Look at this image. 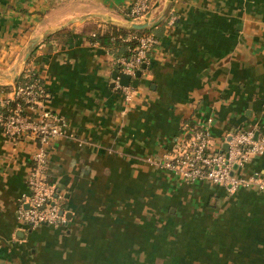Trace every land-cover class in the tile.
I'll list each match as a JSON object with an SVG mask.
<instances>
[{"label":"crops","instance_id":"0c3cea01","mask_svg":"<svg viewBox=\"0 0 264 264\" xmlns=\"http://www.w3.org/2000/svg\"><path fill=\"white\" fill-rule=\"evenodd\" d=\"M130 2L0 0V100L30 69L63 119L46 171L66 217L20 220L37 142L0 127V264H264V190L159 164L208 116L213 147L231 128L264 134V0H153L133 22L157 24V42L126 99L114 52L91 35L129 27ZM240 173L264 174V153Z\"/></svg>","mask_w":264,"mask_h":264},{"label":"built area","instance_id":"2783aa9c","mask_svg":"<svg viewBox=\"0 0 264 264\" xmlns=\"http://www.w3.org/2000/svg\"><path fill=\"white\" fill-rule=\"evenodd\" d=\"M152 2L131 0L129 19L144 20ZM169 20L173 22L174 17L171 16ZM131 38L137 40L132 53L115 57L114 63L120 73L133 76L136 69L146 62L157 38L152 33H128L125 37ZM30 72L26 69L24 82L14 84L10 95L0 100V127L11 138L31 136L37 142L25 178L27 192L18 200V217L29 227L56 225L64 222L66 217L61 207L62 193L57 192L54 184L47 179V149L51 141L63 133L64 122L59 114L42 105L45 89L38 76ZM118 86L124 91L125 98L130 99V83H118ZM13 100L15 103L11 105ZM211 121L212 117L208 116L204 122L189 128L186 136L166 153L159 164L184 180L222 185L228 192L249 184H256L264 190V174L240 173L245 162L264 153V134H259L254 127L231 128L223 139L226 148L222 145L213 147Z\"/></svg>","mask_w":264,"mask_h":264},{"label":"trees","instance_id":"16d2710c","mask_svg":"<svg viewBox=\"0 0 264 264\" xmlns=\"http://www.w3.org/2000/svg\"><path fill=\"white\" fill-rule=\"evenodd\" d=\"M128 11H126L127 18H129ZM156 26L157 24H153L138 29L109 22L108 27L104 31L93 33L91 39H96L101 45L109 47L114 52L115 57L120 55L129 56L132 53L131 49L137 44V40L135 38L125 39L126 35L128 33L136 35L152 33L155 35L154 29ZM24 71L16 77L15 84L24 82L26 79L24 77ZM29 71H31L30 73L32 75H37L33 70L29 69ZM14 103L15 100L11 101V105Z\"/></svg>","mask_w":264,"mask_h":264},{"label":"water","instance_id":"95a60500","mask_svg":"<svg viewBox=\"0 0 264 264\" xmlns=\"http://www.w3.org/2000/svg\"><path fill=\"white\" fill-rule=\"evenodd\" d=\"M96 15H99V16H104V17H108L104 14H100V13H96ZM128 25L129 27H132V28H143V27H146L148 25H150V22L149 21H143V22H128ZM39 36H34L32 39H31V43L29 44L28 48H27V51H26V54L24 56V61L26 60V58L28 57V55L30 54V52L32 51V48H33V45L34 43L37 41ZM145 66V63H142L141 64V67L140 68H137L133 77L128 74V73H119L117 72V70H114L113 72V77H117L118 76V79H119V82L123 85H127L129 83H132L133 85H136V83L138 82V77L140 76L141 74V68H143ZM226 142H224L222 144V147L223 148H226Z\"/></svg>","mask_w":264,"mask_h":264}]
</instances>
